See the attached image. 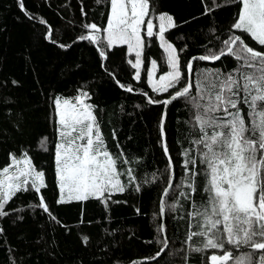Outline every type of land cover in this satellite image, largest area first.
I'll return each mask as SVG.
<instances>
[{
  "label": "snow or ice",
  "instance_id": "obj_1",
  "mask_svg": "<svg viewBox=\"0 0 264 264\" xmlns=\"http://www.w3.org/2000/svg\"><path fill=\"white\" fill-rule=\"evenodd\" d=\"M16 2L29 19H36L25 8L24 0ZM95 3L110 9L106 27L83 23L85 31L77 39L97 45L98 55L104 60L108 58L106 50L126 45L127 52L134 53V59L127 60L135 70L132 79L146 84L150 91L121 83L115 72H109V76L124 92L137 94L143 104L161 107L156 129L164 168L159 177L152 173L157 187L163 180L158 210L153 213L159 248L148 259L161 264L168 256L171 237L166 221L183 213L185 243L191 242V250L196 254L206 253L200 264H264V0H211V6L201 0L204 10L200 15L209 17V33L221 31L219 21L212 15L215 10L228 6L237 10L223 30L226 34L215 35L216 43L209 39L198 54L184 59L188 44L178 49L165 35L181 25L171 14L157 11L155 0ZM80 11L82 16L87 15L83 4ZM101 31L106 36L101 37ZM48 38L51 39V29ZM152 46L162 50L156 58H150L146 52ZM226 59L233 60L232 68L226 67ZM11 83L15 85L17 81ZM92 99V93L83 88L71 98L62 94L49 98L55 134L50 148L56 205L96 200L108 209L110 203H127L114 199L117 194L143 191L137 183L140 176L136 170L124 168L132 163V158L119 142L115 129L112 140L116 141V151L108 147L98 106ZM8 103L10 100L5 98L3 104ZM177 106V111L183 110L185 115L177 117L175 155L168 143L166 124L170 109ZM136 108L140 109L141 104ZM16 126L23 127L19 120ZM37 143L40 150L49 152L50 148L45 146L48 136ZM126 155L128 158L124 159ZM6 159V165L0 167V220L14 214L13 222H23L25 207L8 205L18 194L35 193L36 202L26 207L56 221L42 191L48 187L45 171L37 170L29 147L18 145L7 153ZM125 176L127 179L123 180ZM135 211L144 214L139 207ZM4 232L0 226V236ZM81 242L87 247L90 237L83 235ZM186 252L181 250V259L183 264H190ZM10 264H16L15 259H10Z\"/></svg>",
  "mask_w": 264,
  "mask_h": 264
},
{
  "label": "trees",
  "instance_id": "obj_2",
  "mask_svg": "<svg viewBox=\"0 0 264 264\" xmlns=\"http://www.w3.org/2000/svg\"><path fill=\"white\" fill-rule=\"evenodd\" d=\"M205 2L211 6V0ZM155 3L157 11L171 14L181 25L165 35L178 49L188 44L182 59L198 54L209 39L216 43L215 35L226 34L223 30L227 29L237 10L234 6L215 10L212 15L219 21L221 31L213 34L208 32L209 17L200 15L204 10L201 0H155ZM81 4L86 16L81 15ZM24 5L35 20L20 10L16 0H0V167L6 165L7 153L18 145L29 147L34 165L45 171L48 187L42 191L57 220L38 215L39 210L26 207L30 202H36L35 193L18 194L8 207H25L22 213L25 219L13 222V214L0 220V226L5 230L0 236V264H10V259H15L16 264H131L133 261L135 264H153L148 258L159 248L153 213L158 210L163 180L157 187L152 173L156 172L159 177L164 168L156 129L161 107L143 104L137 94L124 92L109 76V72H115L121 83L132 84L137 89L143 86L144 90L150 91L146 84L132 79L135 70L130 68L127 60L134 57L127 52L126 45L106 50L108 58L104 60L98 55L97 45L77 39L85 31L83 23L94 22L106 27L110 11L107 5L96 4L95 0H24ZM154 23L158 25V21L154 20ZM49 29L51 39L48 38ZM181 35L184 40L178 39ZM100 36L104 37L106 33L101 31ZM61 44L71 47L62 48ZM146 52L150 58H156L162 50L152 46ZM225 64L230 69L233 60L226 59ZM141 74L143 81V66ZM80 88L92 93V102L98 106L102 134L110 150L116 151V141L112 140L115 129L119 142L132 158V163L124 168H133L140 176L137 183L143 188L141 193L126 192L114 197L127 203H110L108 209L96 200L66 205L54 203L56 177L50 145L55 134L49 98L57 94L71 98ZM5 98L10 103L3 104ZM137 104H141L140 109L136 108ZM178 107L170 109L166 124L168 143L175 155H178V144L173 139L177 117L185 115L183 110L177 111ZM18 120L22 128L16 126ZM43 136L49 137V143L45 145L50 148L49 152L40 150L37 143ZM137 207L143 215L136 213ZM182 215L166 221L171 237L170 251L161 264L169 261L183 264L182 249L187 250L190 264H200L201 257L206 254L192 252L191 242L185 243L186 225ZM81 220L83 223L79 222ZM65 225L71 231H67ZM83 235L90 237L87 247L81 242Z\"/></svg>",
  "mask_w": 264,
  "mask_h": 264
},
{
  "label": "rangeland",
  "instance_id": "obj_3",
  "mask_svg": "<svg viewBox=\"0 0 264 264\" xmlns=\"http://www.w3.org/2000/svg\"><path fill=\"white\" fill-rule=\"evenodd\" d=\"M143 34V33H142ZM133 54V57H134V53H132ZM64 96V95H63ZM66 97V96H65ZM68 98H70V97H68ZM37 170H39V169H37Z\"/></svg>",
  "mask_w": 264,
  "mask_h": 264
}]
</instances>
